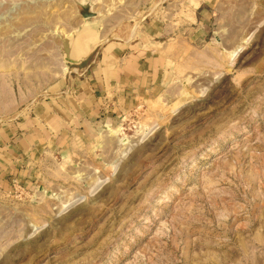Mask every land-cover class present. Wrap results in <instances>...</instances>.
Masks as SVG:
<instances>
[{
	"label": "rangeland",
	"instance_id": "1",
	"mask_svg": "<svg viewBox=\"0 0 264 264\" xmlns=\"http://www.w3.org/2000/svg\"><path fill=\"white\" fill-rule=\"evenodd\" d=\"M194 5L0 0V124L62 81L67 39L132 38ZM211 22L173 46L156 94L0 192V264H264V0Z\"/></svg>",
	"mask_w": 264,
	"mask_h": 264
},
{
	"label": "crops",
	"instance_id": "2",
	"mask_svg": "<svg viewBox=\"0 0 264 264\" xmlns=\"http://www.w3.org/2000/svg\"><path fill=\"white\" fill-rule=\"evenodd\" d=\"M190 15L147 23L132 38H99L87 30L65 41L71 67L27 115L0 124V192L27 187L57 152L72 150L162 86L178 41L203 40L227 0H194ZM176 18V19H175ZM180 18V19H179ZM174 19V20H173Z\"/></svg>",
	"mask_w": 264,
	"mask_h": 264
},
{
	"label": "bare ground",
	"instance_id": "3",
	"mask_svg": "<svg viewBox=\"0 0 264 264\" xmlns=\"http://www.w3.org/2000/svg\"><path fill=\"white\" fill-rule=\"evenodd\" d=\"M119 131V128H110L109 130H108V132L106 133V135L105 136H103L102 137V135H101V138L103 139V138H105V137H109V136H111V135H116L117 134V132ZM119 139V138H118ZM123 140H125L124 138H121L120 139V141H122L121 142V145H125L126 144V141H123ZM102 141V140H101Z\"/></svg>",
	"mask_w": 264,
	"mask_h": 264
}]
</instances>
